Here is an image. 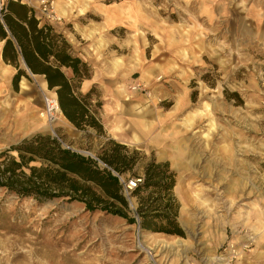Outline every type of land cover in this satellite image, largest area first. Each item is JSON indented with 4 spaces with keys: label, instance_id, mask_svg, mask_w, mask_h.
I'll list each match as a JSON object with an SVG mask.
<instances>
[{
    "label": "rangeland",
    "instance_id": "rangeland-1",
    "mask_svg": "<svg viewBox=\"0 0 264 264\" xmlns=\"http://www.w3.org/2000/svg\"><path fill=\"white\" fill-rule=\"evenodd\" d=\"M22 1L88 63L91 77L81 92L92 90L105 133L76 128L55 107L54 131L3 124V113L10 109L13 117L22 99L42 110L45 98L57 94L41 75L23 76L15 85L17 70L3 61L1 49L0 68L8 65L10 77L0 90V151L42 133L97 157L114 139L140 156L136 175H119L121 181L143 174L151 159L168 162L184 235L149 232L122 217L87 211L80 202H39L0 188V264H264V0ZM43 2L56 19L48 18ZM22 81L29 94L21 95ZM136 121L143 125L133 135L141 141L128 143L123 135ZM163 129L180 131L175 137L191 140L202 165L214 160L218 170L228 159L221 147L228 144L235 162L225 165L227 178L179 168L169 151L173 137L160 145L152 139ZM187 188L192 197L207 198L205 204L194 207L183 193ZM123 193L135 212L137 196ZM184 204L189 209L183 213Z\"/></svg>",
    "mask_w": 264,
    "mask_h": 264
},
{
    "label": "trees",
    "instance_id": "trees-1",
    "mask_svg": "<svg viewBox=\"0 0 264 264\" xmlns=\"http://www.w3.org/2000/svg\"><path fill=\"white\" fill-rule=\"evenodd\" d=\"M0 41L3 61L17 70L15 85L23 76H43L71 124L105 133L92 90L81 92L82 83L91 77L90 67L62 32L22 0H7L0 13ZM138 155L109 139L93 157L39 133L0 151V188L39 202H80L87 211L122 217L149 232L183 236L174 197L176 174L168 162L151 159L145 164L143 174L135 178L141 181L131 191L138 208L131 210L119 175L133 173Z\"/></svg>",
    "mask_w": 264,
    "mask_h": 264
},
{
    "label": "bare ground",
    "instance_id": "bare-ground-1",
    "mask_svg": "<svg viewBox=\"0 0 264 264\" xmlns=\"http://www.w3.org/2000/svg\"><path fill=\"white\" fill-rule=\"evenodd\" d=\"M57 7L61 11V13H65L67 11L66 7L61 5V3H58ZM1 49H2V42L0 41V51H1ZM8 67L9 66L6 65V67L0 68V90L1 91H2L3 87L7 86V81L10 77V74H9L10 69ZM43 84L46 86L45 81L43 82ZM27 88L28 87H27L26 81H22L21 82V89H22L21 95H26V94L30 93V91ZM32 100L33 99H30V100L29 99H22L21 107L19 108V110L12 111L11 115L13 117H10V115L8 113V111H10V109L5 111L3 113L4 116L2 117L3 118L2 123L4 124L8 121H11L12 124H14V126L17 129H22L25 131L33 129V128H42V129H48V130L54 131L55 126H56V120L58 119L57 114L62 113L60 110V107H59L58 100L55 96V93L52 97H51V95H49L45 98L46 108L42 109V110L39 109L33 103ZM54 107L57 111L56 115L54 114V112H52ZM178 108H179V106L177 107V109ZM144 117H146V116L144 115ZM12 118H14V119H12ZM141 125H143L141 121H136L132 130L133 131L137 130V128H140ZM187 127L192 128L193 124L191 122H188ZM150 132H151L150 129L144 130L145 135H149ZM179 132L180 131H173L170 133L167 130L163 129L159 132V134L152 137V139L156 140L157 144L160 145L161 143L164 142L163 140L165 138L173 137V143L170 144V148L172 150H169V151L171 152V154L175 160L176 165L179 168L184 169L185 172L191 171V168L194 169L196 167H199V169H201V173L203 174V176L211 177V175L213 173H215V175H217V180H225L227 178L226 170L228 169L227 167H225V165L227 166L229 162H231V163L235 162V160L231 157L232 151H231V148L229 147V145L226 144V145L221 147V149L226 153L225 155H226V157H228V159H227V161L224 162L225 165H223V166L220 165V169L218 170V168H215V167H217V164L214 163V160L206 161L205 165L203 166L202 165L203 160L201 158L200 151L195 146H192L190 144L191 140H189L188 137H183L182 135L175 137L176 134ZM207 137L209 138V133L207 134ZM133 139L136 142L141 141L140 137H138V135H136V134L133 135ZM207 143L209 144V141ZM207 143H206V145H207ZM165 149H163V150L166 153H168V151H166ZM213 169H215L214 172H213ZM186 176H188V175H186ZM239 180H242V179H239ZM183 182H184L183 177L182 176L179 177V186H181ZM237 186L241 187V183L239 181H238ZM234 191H235V188L233 185L228 187L229 193L232 194V193H234ZM183 193L186 196V199L187 198L190 199V201L193 203V205H195L194 207H196V208H198L199 205L205 204V202L207 200V198L203 199V197H201L202 194H200L198 192L195 194V197H192L190 195V190L188 188L185 191H183ZM201 200H203V202ZM188 209L189 208L184 204L183 213L185 211L187 212ZM188 215L189 216L191 215L190 212L188 213ZM190 218H192V217L190 216L189 219ZM189 219H187V221ZM139 243L141 245H143L142 240H140Z\"/></svg>",
    "mask_w": 264,
    "mask_h": 264
},
{
    "label": "built area",
    "instance_id": "built-area-1",
    "mask_svg": "<svg viewBox=\"0 0 264 264\" xmlns=\"http://www.w3.org/2000/svg\"><path fill=\"white\" fill-rule=\"evenodd\" d=\"M43 10L46 11V13L48 14V18L50 19H56L55 15H52V11L48 8L47 3L43 2ZM0 9H2V0H0ZM141 181V179H122V185H123V190L126 194L131 193V191H133L134 188L137 187L138 182Z\"/></svg>",
    "mask_w": 264,
    "mask_h": 264
},
{
    "label": "crops",
    "instance_id": "crops-1",
    "mask_svg": "<svg viewBox=\"0 0 264 264\" xmlns=\"http://www.w3.org/2000/svg\"><path fill=\"white\" fill-rule=\"evenodd\" d=\"M2 46H3V42H2ZM85 83H88L89 81L88 80H85L84 81ZM133 124H132V126H130V132L128 133H124L125 135H123V137L125 138V140H126V142H128V143H133ZM126 134H129V137L127 138V136H126Z\"/></svg>",
    "mask_w": 264,
    "mask_h": 264
},
{
    "label": "water",
    "instance_id": "water-1",
    "mask_svg": "<svg viewBox=\"0 0 264 264\" xmlns=\"http://www.w3.org/2000/svg\"><path fill=\"white\" fill-rule=\"evenodd\" d=\"M61 110V109H60ZM62 112V111H61Z\"/></svg>",
    "mask_w": 264,
    "mask_h": 264
}]
</instances>
